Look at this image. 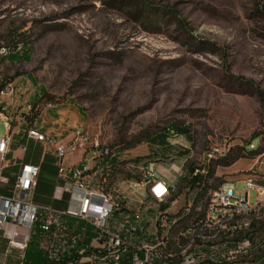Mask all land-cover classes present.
I'll return each instance as SVG.
<instances>
[{"label":"rangeland","instance_id":"1","mask_svg":"<svg viewBox=\"0 0 264 264\" xmlns=\"http://www.w3.org/2000/svg\"><path fill=\"white\" fill-rule=\"evenodd\" d=\"M132 1L0 0V50L13 37L29 49L11 51L0 73L14 78V92L44 88L46 118L51 112L70 131L98 135L120 151L123 165L153 161L173 195L194 197L198 187L187 181L199 173L210 185L202 205L226 181L245 197V178L264 171V0H146L152 9ZM172 124L188 133L152 139ZM237 152V161L220 164ZM258 185L250 203L264 199V181ZM106 189L126 194L107 179ZM252 219L263 227L264 208ZM17 247L0 235V264L20 263ZM7 248L14 258L5 256Z\"/></svg>","mask_w":264,"mask_h":264},{"label":"built area","instance_id":"2","mask_svg":"<svg viewBox=\"0 0 264 264\" xmlns=\"http://www.w3.org/2000/svg\"><path fill=\"white\" fill-rule=\"evenodd\" d=\"M16 49L21 47L0 50V57H6ZM13 92L12 83L7 84L2 91L5 94ZM33 110V106L28 104L25 107L24 119H27ZM1 115L6 133L0 136V175L12 140L14 121L10 115ZM25 135L27 142L40 143L45 151L53 153L58 177L64 182L63 189L67 192L78 190L83 195L75 208L58 209L51 205L35 203L34 194L40 166L22 164L13 185L12 196L0 195V235L22 250L18 264H23L25 247L35 225L39 229L40 250L57 264H77L85 258L92 261L101 260L106 264H121L123 253L131 247L135 249L132 256L134 264H206L205 256H215L214 264H223V260L233 257L239 249L248 248L256 242H264V226L256 229L255 224L243 223L245 212L264 208V199L250 203L248 198L251 190L261 189L254 174L245 178L247 190L243 198L235 196V181H227L220 186L215 194L209 219L199 226L204 228L205 232L215 235H218V230H229V237L223 239V243L206 242L201 237L192 253L175 254L167 242V229L174 218L195 209V197L189 199L187 195V200L175 213L168 210L165 213H157L154 229L150 233L140 225V211L132 216L127 215L121 225L122 230H126L124 236L122 230L110 225V220L116 211L126 208L129 197L126 194V200L114 199L111 190L106 189V179L112 167L109 159L116 156L118 151L105 145L98 135H92L82 129H73L65 136L59 137L46 133L37 126H29ZM20 148L25 151L27 144L20 145ZM79 152L82 153L81 159L77 163L67 164V159ZM219 154L222 153L219 151ZM211 155L208 154L209 157ZM261 156V162L264 164V154ZM121 168H126L127 183L146 189V200L153 205H156L160 198H164V192L171 189L167 181L156 172L153 161L138 164V161L132 160ZM146 200L141 201L142 204L145 205ZM226 203H235L236 220H227L230 210H226ZM88 226L93 227L94 235L92 240L86 243ZM139 237L140 243L135 244ZM183 237L179 238L181 244ZM1 264L11 263L4 261Z\"/></svg>","mask_w":264,"mask_h":264},{"label":"crops","instance_id":"3","mask_svg":"<svg viewBox=\"0 0 264 264\" xmlns=\"http://www.w3.org/2000/svg\"><path fill=\"white\" fill-rule=\"evenodd\" d=\"M6 59V57H0V61ZM14 78L12 81H8L5 79L0 73V121L2 122L1 113H5L14 118L12 123V140L9 145V149L7 154L5 155V161L3 163V168L1 171L0 177V195L10 197L13 194V185L17 178V175L20 172L21 166L24 163L39 165L40 173L38 176V184L34 194V202L40 204L51 205L58 209H65L68 207L75 208L79 205L82 197L81 191H73L67 192L63 189L64 182L59 179L58 171L55 164V156L53 153L45 151L44 147L40 143H35L33 141L27 142L25 131L29 126H37L42 131L50 134H54L56 136L62 137L65 136L70 130L69 126H65L64 123H59L56 117L51 116V112L48 114V118H46L45 111H43L44 107L50 105L45 104L43 101H40L37 105H35V101L38 99L40 91L35 93H24L19 92L18 87L16 92L12 94L2 93L7 84H13ZM15 85L13 84V87ZM15 91V89H14ZM32 94L31 97H29ZM31 104L34 106V111H38L35 117L29 116L27 119H24V111L25 107ZM35 111V112H36ZM3 124V122H2ZM4 126V125H3ZM6 133V130H5ZM4 133V134H5ZM3 134V135H4ZM1 136V135H0ZM27 144V149L23 151L20 148V145ZM120 152V151H119ZM117 153L116 156L109 159V162L112 164L110 168L111 171L107 176V183L112 188H120L124 190L129 197L126 208L122 211H116L113 215V218L110 220V225L117 229L122 230L121 225L124 222L127 215L132 216L134 213L140 211L141 220L140 225H142L147 232H152L154 229V224L156 221V216L158 213V209L156 205L149 202L145 198L137 195L133 190L132 184L127 183L126 175L122 172L121 166L123 165V159L120 157V153ZM82 157V153L79 152L73 156H70L67 159V164L77 163ZM138 161L137 159H133ZM150 161V160H146ZM1 162V157H0ZM259 167L258 169H260ZM257 169V170H258ZM262 170V169H260ZM261 174L260 178H258L257 173ZM254 172V175L257 177L256 183L259 181H264V171L259 173V171ZM169 184V183H168ZM171 187L174 185L169 184ZM260 186V185H259ZM145 205L142 204L141 201L144 202ZM187 200V195L183 197H175L172 196L169 198L167 204L161 206V209H166L172 213H175L179 210L183 203ZM171 205V206H170ZM169 206V208H168ZM125 228L122 230V234L126 236ZM93 227L88 226L85 242L89 243L93 238ZM141 237V236H140ZM139 237V238H140ZM135 240V244L140 243V239ZM135 249L131 247L129 250L123 253L121 264H134L132 261V256ZM5 256L10 259L14 258V254H12V250L7 248L5 250ZM9 252V253H7ZM142 255V253H141ZM258 258V259H257ZM264 256H261L258 251L254 253V261L255 263L262 264ZM77 264H106L101 260H90V258H85L81 262Z\"/></svg>","mask_w":264,"mask_h":264},{"label":"bare ground","instance_id":"4","mask_svg":"<svg viewBox=\"0 0 264 264\" xmlns=\"http://www.w3.org/2000/svg\"><path fill=\"white\" fill-rule=\"evenodd\" d=\"M226 183L227 181L224 182L221 186ZM219 187L215 189L207 199L206 205L201 211L202 213H196L197 210L200 211V209L198 208L195 212L196 214L194 215H192V210H190V212L183 213L177 218L173 219L171 225L167 229V242H169V246H171L175 254L188 255L192 253L194 246L199 243V238L201 237L202 240H205L206 242L215 243H223V239L229 237V230H218V235H215L213 233L205 232L204 228H199L202 222L209 219L210 217V212L213 207V200L215 198V194L218 193ZM173 191L174 186L171 187V189H169L168 191L164 192V198H160L158 201H156V206L160 207V211L158 213H165L167 211L166 209L161 210V206L164 205V202L168 197L172 196ZM114 199L126 200V194H124L123 192H119L118 196L114 197ZM226 210H230V212L227 213V220L237 219V210H235V203H226ZM258 211L259 209H252L251 212H245L243 215V223L253 224L252 215ZM190 213L192 216L189 215ZM182 236L184 237L181 244V240L179 238H181ZM263 246L264 242H256L255 244L248 246V248L239 249V251H237L233 257L223 260V264H244L246 262L255 263L256 261H254V253L257 250L259 251L261 248H263ZM205 263L214 264L215 256H205ZM262 264H264V262Z\"/></svg>","mask_w":264,"mask_h":264},{"label":"trees","instance_id":"5","mask_svg":"<svg viewBox=\"0 0 264 264\" xmlns=\"http://www.w3.org/2000/svg\"><path fill=\"white\" fill-rule=\"evenodd\" d=\"M132 2H134L135 4L143 6L144 8H151L152 9L151 4H149L146 0H133ZM262 13H264V11H262ZM15 38L16 37H13V40H14L13 45H4V47H8V48L10 47L11 49H14L15 47L20 46L21 49H23L25 51L29 50L27 48V42L25 41L24 38H21V37H17L19 39H15ZM0 47H2V46H0ZM12 53H13L12 58H17V54H16L17 52H12ZM40 101H43L46 104H51V101L45 100V89L44 88H41L40 95H39L38 99L35 101V105H37ZM34 106H33V109H34ZM35 111L33 110L31 116L35 117L38 114L37 113L38 111H36V112ZM171 126L172 127H168V128L165 129V134L162 133V134L155 135L154 137H152V139L153 140H155V139H159L160 140L161 139V141H163L170 134V131L171 132L172 131L173 132L176 131L177 134L179 133V134H183V135H186L185 133H188V129L185 128V127H180L179 125H175V124H172ZM148 138H149V135H146L145 139H148ZM139 142H141V139L133 141V142H130L128 144H123V146H119L118 148H122V150L123 149H131V148L135 147L136 144L139 143ZM250 151L253 154H255L257 152V149H251ZM242 156H243L242 153L237 152L235 155L231 156V159L229 157H226V158L224 157L219 162L222 165H230L231 163L237 161ZM211 158L212 157L209 158L208 162L213 160ZM209 164L207 166L208 170L206 172V176L210 172ZM191 170H193V169L191 168ZM125 171H126V168H122V172L126 173ZM187 182L193 189L198 187L197 192H194V197H195L197 203L195 204V209H192V211H191L192 215H194V214H196L198 212L200 213L204 209L207 200L205 201V203L203 205H202V203H200V200L203 197H205L210 185H208L206 183L205 177L203 175L199 174V173H197L196 175L191 176L190 178H188ZM107 186H109L108 183H107ZM174 190H175V188H174ZM173 193H174V191H173ZM175 197H177V194H174V198ZM198 208L200 209V211L197 210ZM161 210H165V209H161ZM196 210H197V212H196ZM189 215L192 216L191 213ZM252 223L254 224V221H252ZM261 249L259 251L258 250L257 251L259 252V254L261 253V256H264V246ZM23 264H57L54 261L50 260L40 250V248H39V229H38L37 225H35L33 227V230H32V233H31V237H30L28 243L26 244Z\"/></svg>","mask_w":264,"mask_h":264}]
</instances>
